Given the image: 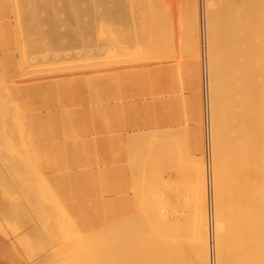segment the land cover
<instances>
[{
	"label": "bare ground",
	"instance_id": "bare-ground-1",
	"mask_svg": "<svg viewBox=\"0 0 264 264\" xmlns=\"http://www.w3.org/2000/svg\"><path fill=\"white\" fill-rule=\"evenodd\" d=\"M33 1L37 5L35 2L37 0L31 2ZM55 1L57 2V0H51L50 6L47 3L50 18L47 20V14L44 17L47 22L52 23L44 21L46 25L51 24L49 28L46 27V30L43 29L46 25L40 26L38 21L45 14L43 10L40 12L41 15L38 13L39 17L34 16V18L38 17L39 23H36L39 25L30 24L34 23V19L32 21L31 16L27 17L29 9L26 10L28 13H25L23 18L26 21V17L31 19L27 21L29 23L26 22L28 27H25V23L23 26L20 25L24 21L22 18L24 13L21 11L25 10L18 7H16L18 12L12 13L19 18L14 16L13 19H19L21 23L17 26L14 22L1 30L8 34V45L3 54L8 55L7 51L10 50L18 54L15 60L8 61L7 66L0 69V120L3 123L1 130L6 135V150L13 160L9 163V167L17 166L31 171L45 169L50 156L48 153H51L53 157L58 148L47 149L42 145L43 143H34V140H56L58 135L63 134L60 138L68 135L69 143L71 142V145L67 144L69 147L66 146V151L70 155V160L67 162L68 168L100 169L103 153L101 145L108 146L110 140L102 143L97 142L95 137L87 138L89 131L95 133L93 129H89L92 126L89 127L87 124L88 119L86 121L79 119L73 113L75 111L72 112L65 106L60 123L50 113L47 116H37V113H33L36 109L33 102L36 100L31 96L32 89H28L27 83L35 81L37 85H41L43 83L40 78L54 77L53 84L44 88L46 92L49 91L47 92L49 98L45 102L40 101L42 104H50L60 93L58 89L54 90L51 87H57L60 80L73 81L79 76L84 78L83 84H70L69 90L73 91L80 86H85L95 93L97 108L93 114L91 113V118L99 124L98 127L103 125L112 136L116 134L113 131L117 128L119 117L125 111L116 106L111 107L113 110L107 112L108 107L102 104L101 94H99L100 84L92 77L96 72L99 74L100 70L107 71L106 73L109 74L116 68L128 70L131 65L136 67H143L149 63L157 65L167 62L165 57L169 54L175 56L171 60L179 63L182 58L181 30L184 28L185 31H183L187 35L185 51L190 56V60L186 62L189 66L184 62L186 67L183 63H181L183 66L178 67L182 66L179 68L181 73L179 74L185 76H181L180 84L183 82L190 84L189 77L193 83V96H189L191 99L189 101L187 99L188 95L192 94L191 91L190 94H182L184 97L182 101H188L184 105L185 107L188 105L186 107L188 112L184 111V117L186 122L187 119L191 121L190 128L186 123L188 128L186 130L189 132H184L186 126H183L184 129L178 126L175 129L167 127L163 114L166 104L158 97L152 106L146 105L140 120H134L135 126H141L139 130H137L138 127L131 128V134L128 135L127 132L125 137L122 135L113 137L119 136L124 139L123 142L120 139L115 141L116 147H113V152L116 148L125 149L128 166H119L121 178L119 185L123 190H126L125 185H127L131 193L128 202L122 203L123 208L124 206L129 208L121 213L120 232H115L119 234V237H116V244L113 241L115 264H264V0H223V3L218 0V3H222H215L220 5L218 7L213 6L215 0L204 1L207 7L205 12H209L206 24L208 29V32L206 29L208 42H206L209 50V57H207L209 69L206 67L208 84L206 85H208L207 93L210 97L208 129H210V148H212V202L209 199L210 177L207 178L205 147H203L205 136L200 83L197 0H187L182 12H179L178 0H137L136 2L135 0H86L87 10L82 9V0H64L66 5L62 8L63 11L58 10L60 7H56ZM45 2L46 0L43 3ZM133 2L137 7H132L135 5ZM26 3L22 5L20 2L19 5L25 6ZM57 3L59 4V1ZM126 3H130V9L125 8ZM34 4L31 7L34 8L33 14L40 8L36 5L34 7ZM16 5L18 6V3L13 4L14 7ZM119 6L121 8L118 9ZM28 7L26 5V9ZM100 8L103 11L96 13ZM8 13L10 15V11ZM181 13L184 14L183 19H181ZM86 17H91L93 21H101L100 31L110 37L117 33L116 36L119 38L118 35L121 34L120 39L125 43L119 44L118 39L117 45L113 41L111 44L106 43L108 44L105 45L106 47L99 45L93 47L95 44L88 46V37L97 28L94 24L92 25V22L87 21ZM60 27H66L69 37L79 41L84 50L82 48L76 56L68 52L64 54V51L61 54L62 52L57 51L60 43L57 33L61 31ZM122 27H127L131 32L128 33V30ZM131 33L135 38L131 37ZM32 34L33 38H30ZM59 34L61 35V32ZM129 39L131 41L126 43ZM41 51L44 52L42 55ZM70 73L75 74L76 77L64 76ZM15 74L19 75V78H14ZM112 77L114 80L119 79L120 84L121 78L118 75H112ZM182 78L187 81H183ZM16 81H19L17 84L22 85L23 89L28 90L24 93L20 86L14 84ZM182 90L185 91V88ZM37 105L35 104L36 107ZM90 105L92 104L88 106ZM61 111L58 110L59 114ZM205 111L207 112L206 108ZM54 123H58L59 126ZM178 138H181L180 142ZM34 156L39 157L40 164L31 161ZM173 156L174 159H180H177V162L176 159L173 161L170 159ZM125 170L129 172L125 173ZM2 181L4 182V179ZM189 190L192 191L191 198H189ZM7 192L6 189L8 195ZM137 192H139L138 197L134 198ZM8 196L10 197V190ZM134 199L139 206L135 211L138 214L136 220L133 217L132 207ZM24 205L22 204V207ZM72 223L73 228L69 232L72 246L61 250L60 254H64V257L60 255L61 258L56 262L59 264H107L109 260H106L107 263L103 262V257L105 259L106 255L102 254L106 248L103 242L106 240L103 238L102 241V236L94 233L95 229L90 231L88 229V234L83 236L73 218ZM9 224H6L8 229ZM28 237L27 239L31 242ZM110 237H107L109 243L112 239ZM22 242L23 240L20 243L18 241L20 246ZM29 245L27 247L31 249L32 246ZM51 252L55 256L56 252ZM110 253L109 251L107 257L111 256ZM48 254L46 262L50 261L49 256L52 255L50 252ZM62 258L63 260L59 262ZM38 261L40 262L36 260L35 264H43L44 257L43 260Z\"/></svg>",
	"mask_w": 264,
	"mask_h": 264
},
{
	"label": "rangeland",
	"instance_id": "rangeland-1",
	"mask_svg": "<svg viewBox=\"0 0 264 264\" xmlns=\"http://www.w3.org/2000/svg\"><path fill=\"white\" fill-rule=\"evenodd\" d=\"M25 1L27 3L24 2V0L23 1L22 0H20V1L0 0V16H1L0 17V69L6 67L8 61L15 60L16 55H18V54H15L16 52L14 50H10L9 52L7 51L8 55L3 54V51L6 49L5 47L8 45V40H7L8 34L1 32V30H3L6 27V25H10L14 22H16L17 26H18V24L21 23V21L19 19H15L17 17L19 18V16L14 15L15 18L13 19V17H14L13 13H12L13 11L18 12L19 8L24 9L25 11L26 10L28 11V9H29V13L27 11L22 12L21 9H20V11H21V13H24V14H22V18H23V15H25V13H28V16H27V14H26V16L27 17L31 16L32 21L34 19V23L33 22L30 23L32 25L33 24L39 25L36 22L40 21V26L44 27V25H46L49 22V21L48 22L46 21V18H47V20H49V18H50V15H48L47 7L49 8L51 0L50 1L46 0L45 4L43 3L45 0L44 1L43 0H41V1L37 0V1H35L37 3V5L34 4V1L31 2L32 0L31 1L25 0ZM58 1H59V4L57 3ZM136 1L137 0H135V2ZM186 1L187 0H178L179 12H182V10L184 9V4ZM204 1L205 0H197L198 25H199L198 41H199V55H200L199 58L201 59L200 60V80H201L200 83H201V97H202V109H203V126H204L203 131H204V136H205L204 137V145H203V147H205L204 148V153H205L204 159L206 160L205 164L207 167L206 168V172L208 174L207 178L210 177L209 178V181H210L209 182V187H210L209 188V191H210L209 199H211V202H212V195H213L212 194V171H211L212 170V166H211L212 165V154H211L212 148H210L211 147L210 135H209L210 129H208L210 126V123H209L210 122V120H209L210 119V115H209L210 113L208 111L209 105H210V99H209L210 97L208 96L209 93H207V92H209L208 91V85H206V84H208V81H207L208 80V77H207L208 71L207 70L209 69L208 68L209 64H207V62L209 63V61H207L208 60L207 57H209L208 56L209 50L207 48L208 47V43H207L208 42V39H207L208 33L206 34V29H207L206 24L208 23L207 20L209 17L208 16L209 12L208 13L205 12V11H207V9H206L207 7L205 6L206 2H204ZM20 2L22 5H24L23 3H26L25 6L20 7V5H19ZM57 2L56 1L54 2L56 7L58 6L61 9L65 8L66 2H64V0H57ZM221 2L223 3L224 1L221 0ZM15 3H18V6L16 5L14 7L13 4H15ZM47 3L49 6H47ZM130 3H126V6L124 5L125 8L130 9V7H131ZM138 3H140V2L138 1ZM215 3H218V0H215V2L213 3V6H216V5H217L216 7L220 6V5H218L220 2L218 4H215ZM222 3H220V4H222ZM32 4H34V7H35V5L40 7V8L37 7L38 12H36L34 14L32 13V11H33L32 9H34V8H31ZM128 4H129V6H128ZM133 4H135V5H133L132 7L136 6V3L133 2ZM26 5H27V7L30 5V7H28L26 9ZM39 5H41L43 8H41V6H39ZM124 6H122V7H124ZM16 7H18V9ZM81 7L84 10L88 9V3L86 2V0H82ZM216 7H214V8L217 9ZM60 8H58V10L63 11V9L61 10ZM119 8H121V7L119 6L118 9ZM39 9H40V11H39ZM42 10L44 11L45 14L42 13V14H44L43 16H41L42 19L40 17L41 20H38L39 14H40V12H42ZM9 11H10V15L8 13ZM102 11H103V9L100 8L96 13H100ZM15 14H17V13H15ZM29 14H31V15H29ZM19 15L21 16V14H19ZM26 16H24V17H26ZM34 16H38V17L34 18ZM181 16H182L181 19H183L184 14L181 13ZM27 17H26L27 21L31 19V18H27ZM44 18H45V20H43ZM23 19H24V21L22 20L23 22H22V24H20L22 26L25 25L27 22L25 20V18H23ZM85 19L87 21L92 22V25L94 24V27L97 28V30H98V31L96 30L93 34H90V36L88 37V39H89V45L88 46L95 44V46H93V47H97L98 45L101 47H106L105 45L111 44V43H113V41H115L114 43H116V45H117V42H119V41H120L119 44L121 42H122L121 44L125 43V41H121V39H120L121 34L120 33H119L120 35H118L119 36V38H118L116 36L117 33L113 34L110 37L109 35H106L102 31H100L99 27L102 24L101 21H99V20L93 21L91 19V17H89V18L86 17ZM18 20H19V22L17 23ZM41 21H43V22H41ZM44 21H46L47 23L45 22L46 24H44ZM184 22H185V24H187L186 21H184ZM23 23H25V24H23ZM27 23H29V22H27ZM41 23L43 25H41ZM49 23H52V22H49ZM27 25L28 24H26L25 27H28ZM48 25H46L44 28L43 27L42 28L46 30V27L49 28L51 24H48ZM127 26H129V25H127ZM182 26L184 27V25H182ZM18 28H20V27H18ZM60 28H62V27H60ZM122 29L128 30L127 27L126 28L122 27ZM129 29L133 30L131 27H129ZM183 30H184V28H183ZM183 30H181V40H182L181 41V44H182L181 45V55H182V58H181V61L179 63H177L174 60H171L175 56H171V54L167 53V54H169L168 57H165L167 62H162V63H159L157 65H151L149 63L151 66L149 64H146V65H143V67H141V66L136 67V65H134V66L131 65V67H128L129 68L128 70H127V68L124 70H122V69L120 70L119 68H116V70H114L113 72L110 71L109 74L106 73L107 71L103 72V70H100L99 74H97V72H96L95 76L92 77L95 79V81L99 82L98 84H100V89H99L100 93L99 94H101L100 97L102 99V104L104 106L106 105L108 107L107 112L113 110L111 107H116V106H117L116 108H119V109L125 111V113L119 117V123L116 125L117 128L115 129V131H113V133H116V134H114L112 136H110L109 131L105 130L103 125H101V127H98L99 124L96 121H93L91 118V116H92L91 113L93 114V112L97 108L96 102H95V95H94L95 93L92 92L91 90H88V88L85 86H80L78 89L73 90V91L69 90L70 84H75V83L83 84L84 78H80V76L78 78V77H76L75 74H71V73L65 74L64 76L74 75L72 77H76V78L73 81H69V80L61 81L60 80V82H58L57 87L56 86L51 87L54 90L58 89V91H60V93L57 95L58 97L56 96V98L50 104H42V103H40V101L45 102V100L47 98H49L48 93H47L49 91L46 92V90L44 88H47L48 85L51 86V84H53L52 80H54L53 79L54 77L48 76V77L40 78V79H42V83H43L41 85H37L35 83V81L30 82V84L27 83L28 89H32V91L30 93L31 96L33 98H35V100H36L33 102V105L36 108L33 113H37V116H44V115L47 116L48 113H50V114H53L54 118H56V121L58 123H60L61 122L60 119L62 118L61 116H62V113L64 110L63 107L65 106L69 110H71L72 112L75 111L73 113L79 119H83L85 121L88 119L87 124H89V127H90V125L92 126L89 129H93L95 133H93L92 131H89L87 138L95 137L97 142L100 141L102 143L110 140V144L108 146L104 147V144L101 143L102 144L101 146L103 147V153L101 154L102 155V166H101V168L96 169V168L92 167V168H86L84 170V169H70L67 167V162H68V160H70V155L66 151L67 147H69V146H67V144L69 143V140H70L68 135H65L64 138H60L63 135V134H60V135H58V138L56 140L35 139L34 143L35 142L43 143L42 145L47 147V149L48 148H51V149L52 148H55V149L58 148L57 153L55 154V152H54L53 157H52L51 153H48V154H50L51 158L49 156L46 164L42 162L43 164H45V169L42 168L40 170L37 169L35 171H31L29 169H22L21 167H17V166H14V168H13V167H9V163L12 162L13 160H12V157L8 154V151L6 150V138H5L6 135H5L4 131L1 130V124H3V123L0 120V172H1V175H0V186H1L0 187V225H1L0 229L1 230H0V232H3V233H0V264H26V263L32 264L33 262L35 264L36 260H37V262H40L38 260H40V259L43 260V257H44V263L43 264L48 263V262H49L48 264H57L58 263V262H56V261H58L57 259L64 257L63 256L64 254L63 255L60 254L61 250H66L65 249L66 247L71 248V246H72V241L70 239V233H69L70 230H72V228H73L72 218L75 219L76 227L78 228V230H80L79 232L82 233L83 236H84V234L85 235L88 234V232H87L88 229H89V231L92 229H95L94 233H98V235L100 237L102 236V239H101L102 241H103V238L106 240L103 242L106 244V248L104 250L102 249L104 251V253L102 251V254L106 255L107 259L106 258L104 259V257H103V262L107 263L106 260L107 261L109 260V262L107 264H113V263L115 264V262H116L115 258L116 257H114L115 256V249H114L115 245H114V243H115V241L117 242L116 237L119 235L118 233H116L117 234L116 235L115 232L116 231L120 232V230H119L120 229V223L119 222H120V218H121V213L124 211V209L126 212L127 209L129 208L128 206L126 208L124 206V208H123L122 203H123V201H124V203L128 202L131 193H130L128 187H126L127 185H125L126 190L121 189L120 185H119L120 179H121L120 175H119V172H120L119 166L120 167H121V165H125L126 167L128 166L127 165L128 161L126 158L125 149L123 148L121 150H118L116 148L115 151L113 152V147L115 146L114 145L115 141H118L120 139L123 142L124 139H121L119 136H116L115 138H113V137L115 135H122V137H125V134H127V132H128V135L131 134V131H132L131 128H137L138 127L137 130H139V127H141V126H139V125L135 126L136 123L134 120L135 119L140 120L142 118V112L145 109L146 105L152 106L158 97L161 98V100L166 104L164 106V109H163V114L165 117L164 121L167 124V127L175 129L178 126V127H181V129H182L183 126L184 127L186 126L185 129L183 128L185 130L184 131L185 133H186V131H188V130H186V129H188L186 123L189 125L188 127L190 128L191 121L189 119H187V122H186L185 121L186 118L184 117V115H185L184 111L186 110V107L188 105L186 107L184 105H186V102L188 103L189 99H191V97L193 96V83H192V80L190 79V77L189 78L187 77L188 83H190L189 81H191V83L187 84L186 82H183L180 84V80H181L182 75H180L181 73L179 72L180 71L179 68H181L183 66L181 63L184 64V62H185V64L189 66V64H187L186 62H189V60H190V56L187 54V51H185L186 50L187 35L184 32L185 30L184 31ZM59 32H61V35L59 34ZM67 32L68 31H67L66 27L62 28L61 31H58L57 37L58 38L60 37L59 38L60 43L57 46V51H59L60 53L62 52L61 54H63V51H64V54H65V52H68L69 54L76 56L79 53V51L82 50V48L84 50V47H81L82 45L80 44L79 41L72 40L69 37V35L67 34ZM129 32H131V31L128 30V33ZM207 32H208V29H207ZM122 34L124 35V33H122ZM203 34H204L205 42L207 41L205 43V62L203 59ZM34 35H36V34H34ZM133 36H134V34L131 33V37H133ZM31 37L33 38V34L30 36V38ZM112 37H114V38L112 39ZM36 38H37V35H36ZM134 38H135V36H134ZM118 39H119V41H118ZM131 39H129L126 43H129V41H131ZM30 40H33V39H30ZM122 40H123V38H122ZM106 43H108V44H106ZM87 44L88 43H86V45ZM85 48H88V47H85ZM206 48H207V50H206ZM60 49H62V51H60ZM93 51H95V50H93ZM43 53L44 52H42L41 55ZM185 64H184V67H186ZM203 64H205V67L208 66L207 67L208 69L206 68V75L207 76H204L205 71L203 69L204 68ZM179 65H182V66L178 67ZM138 67H140V68H138ZM130 68H132V69H130ZM183 69H185V68H183ZM101 71L103 73H101ZM116 71L118 72V74ZM78 75H80V74H78ZM112 75H118V77L121 78L120 84H119V79H117L118 81L114 80ZM18 76L19 75L15 74L14 78H19ZM182 77H185V76H182ZM204 77H205V80H204ZM206 78H207V80H206ZM184 79L185 78H182L183 81H187ZM18 82L19 81H16V83L14 82V84H16V86L17 85L20 86V88L25 93L26 90H28V89H23L22 85L17 84ZM115 84H117V86ZM191 84H192V86H191ZM181 85L185 86V87H182ZM118 86H119V88H117ZM150 87H151V89H150ZM182 88H185V91L182 90ZM186 88H187V90H186ZM188 88H192V89L189 90ZM119 89H120V91H119ZM190 91L192 92V94H190ZM182 94L183 95L184 94H190V95H188V97L189 96H191V97H189V98L187 97L188 101L187 100L182 101V99H184ZM38 98L39 99L42 98V100H37ZM58 98H59V100H58ZM151 98H152V101H151ZM37 103H38V105H37ZM35 104L37 105L38 108L35 106ZM89 104H92V105H90L91 108H90V106H88ZM60 105H62V107ZM59 108H62L61 109L62 111ZM92 108H93V110L90 111V109H92ZM205 108L207 109V112L205 111ZM58 110H59V112L61 111L60 114H59ZM186 115H187V113H186ZM206 122H207V124H206ZM58 123H54V124L55 125L57 124L59 126ZM204 124H206V125H204ZM169 125H171V126H169ZM173 126H174V128H173ZM205 129L207 130V132ZM85 137H86V135H85ZM179 140H181V138L180 139L178 138V142H180ZM205 141H206V143H205ZM69 145H71V142L69 143ZM170 159H173V161H175V159H176V162H177V159H180V158L174 159V156H173ZM31 161H34L38 164L39 163L38 162L39 157L34 156V158H32ZM134 165L136 166V164H134ZM128 172L129 171H126L125 173H128ZM2 173H4V174H2ZM1 177H3L2 179H4V182L2 181ZM5 184H7V185H5ZM68 185L70 188L68 187ZM6 189L8 191L7 192L8 195H9V190H10V197L6 194ZM69 189H70V191H69ZM14 191H15V193H14ZM4 192H5V194H4ZM191 192L192 191L189 190V195H190L189 198L192 197ZM54 193H55V195H54ZM138 193L139 192H137L136 195L134 194V198H135V196L138 195ZM235 198H236V195H235ZM17 199L18 200L20 199V200L17 201ZM234 201L236 202L235 199H234ZM22 204H25V205L22 207ZM15 205H16V207H15ZM17 206H18V208H17ZM211 206H212V203H211ZM13 207H14V209H13ZM19 207H22V208H19ZM132 207H133L134 212L136 211L137 207L139 208L138 203H137V201H135V199L132 203ZM23 212H24V214H23ZM134 212H133V214H134L133 217L136 220V219H138L137 218L138 216H136L138 214L136 212L135 213ZM2 219H3V221H2ZM7 219H8V221H7ZM5 221H7V222H5ZM11 222H12V225H11ZM13 222H15V223H13ZM6 224L10 225L9 229L7 227L8 225L6 226ZM12 226H13V228H12ZM29 228H31V229H29ZM15 229H17V230H15ZM9 230H13V231H9ZM14 231H15V234H14ZM30 233L32 235H29ZM110 233H112V234H110ZM103 235H105L106 238ZM20 236H21V238H20ZM18 237H19V239H18ZM24 237L26 239H24ZM27 237L29 239H31V242H30V240L27 239ZM107 237L112 238L110 240V243L108 240L109 238H107ZM22 240H23V242L21 243L22 245L20 246L19 243ZM18 241H19V243H18ZM113 241H114V243H113ZM39 242H40V244H39ZM25 243H26V246H25ZM28 243L31 244V246H32L31 249H30V247H27V246H30ZM107 243H109V245H107ZM23 244H24V246H23ZM34 246H35V248H34ZM39 246H40V248H42L40 251H38V249H40V248H37ZM101 246H102V242H101ZM43 249H45V251ZM58 249H59V251H58ZM108 249L111 252L110 253L111 256H108V257H110V259H108V257H107V254L109 253ZM30 250L32 251V253ZM51 251L56 252L55 256H53L54 253ZM47 252L48 253L50 252V254L53 253L52 255L49 256V257H51L49 259L50 261H51V259L54 260V261L52 260L51 263H50V261H48V262H46L47 260L45 261V259L48 258V255H49ZM57 253L59 255H57ZM26 254H27V256H26ZM60 255H61V257H60ZM112 255H113V257H112ZM62 260H63V258L61 260H59V262ZM213 260H214V253H213ZM111 261L112 262L114 261V262L112 263Z\"/></svg>",
	"mask_w": 264,
	"mask_h": 264
},
{
	"label": "built area",
	"instance_id": "built-area-1",
	"mask_svg": "<svg viewBox=\"0 0 264 264\" xmlns=\"http://www.w3.org/2000/svg\"><path fill=\"white\" fill-rule=\"evenodd\" d=\"M203 59L205 62V38H204V34H203ZM205 64H204V71H205V76H206V69H205Z\"/></svg>",
	"mask_w": 264,
	"mask_h": 264
}]
</instances>
